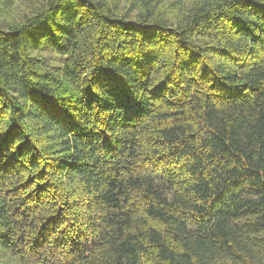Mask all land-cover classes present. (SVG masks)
<instances>
[{
	"label": "trees",
	"instance_id": "obj_1",
	"mask_svg": "<svg viewBox=\"0 0 264 264\" xmlns=\"http://www.w3.org/2000/svg\"><path fill=\"white\" fill-rule=\"evenodd\" d=\"M0 264H264V0H0Z\"/></svg>",
	"mask_w": 264,
	"mask_h": 264
},
{
	"label": "rangeland",
	"instance_id": "obj_2",
	"mask_svg": "<svg viewBox=\"0 0 264 264\" xmlns=\"http://www.w3.org/2000/svg\"><path fill=\"white\" fill-rule=\"evenodd\" d=\"M45 57V64L48 68L54 69L55 66L59 64L58 56L51 50H46L43 52Z\"/></svg>",
	"mask_w": 264,
	"mask_h": 264
}]
</instances>
